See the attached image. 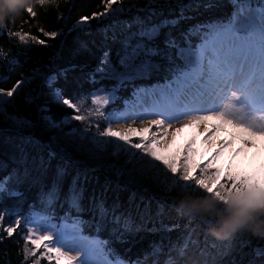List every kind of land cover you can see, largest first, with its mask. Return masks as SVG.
<instances>
[{"label": "trees", "instance_id": "trees-1", "mask_svg": "<svg viewBox=\"0 0 264 264\" xmlns=\"http://www.w3.org/2000/svg\"><path fill=\"white\" fill-rule=\"evenodd\" d=\"M181 2L188 7L178 6L177 0H168L170 7L150 16L140 10L145 0L128 1L129 4L121 6L124 11L115 18L106 15L91 19L93 13L105 11V0H46L43 6L32 0L30 6L35 17L23 9L19 16L7 19L6 26L0 28V49L3 50L0 77L4 78L0 80V87L8 89L18 80H28L18 89V94L8 98L15 102L5 106L8 115L0 114V180H7L8 188L16 193L0 194V214L4 215L0 222V237H3L0 264H31L39 258L29 255L25 259V221L30 222L32 216H40L56 225L79 221L84 236L108 241L107 249L129 261L143 259L153 245H159L162 249L160 264H164L168 249L182 244L191 229L194 231L187 257L198 264H204L205 260L209 264L213 261L230 264L233 258H240L238 253L244 241L251 239V245L243 249L249 254L243 257L247 261L252 258V249L264 243L250 233L246 236L238 233L231 244L220 243L211 235V225L198 215L191 218L178 211L181 200L195 202L204 198L202 194L181 193L175 188L168 192L163 186L157 187L155 181L142 180L137 171L139 165L129 157L98 154L88 143L75 140L71 134L73 129L80 130V121L70 119L68 124H58L66 117L77 115L58 100V92L73 103L100 93H113V101L103 109V114L109 117L120 112L139 89L173 80L168 61L159 57L152 58L157 67L144 77L119 81L110 71H97L105 52L109 54L111 66L117 68L126 41L140 27L175 19L179 23L171 34L179 39L189 29L226 22L236 10L235 0ZM247 2L254 7L264 5V0ZM133 4L137 6L132 7ZM85 16L89 21L77 26ZM41 29L59 34L49 38ZM18 31L31 34L25 37V43L9 35ZM31 36L44 40L45 44L37 43ZM163 39L161 36V48ZM191 39L193 44L199 43V35ZM12 116L29 121L30 126L21 128L9 118ZM45 117H51L59 127H53ZM104 126L102 122L100 128ZM116 169L121 170L119 175ZM101 204L106 210L103 219ZM16 219L21 220V225L8 237L2 229ZM125 222H128L127 232ZM173 225L178 227L171 232L164 230V226ZM133 237L138 241L134 246L122 242ZM153 259L155 257H149V264ZM39 264L47 263L40 258Z\"/></svg>", "mask_w": 264, "mask_h": 264}, {"label": "snow or ice", "instance_id": "snow-or-ice-1", "mask_svg": "<svg viewBox=\"0 0 264 264\" xmlns=\"http://www.w3.org/2000/svg\"><path fill=\"white\" fill-rule=\"evenodd\" d=\"M17 2L18 0H4L5 9L9 12L15 10ZM37 3L43 6L46 0H37ZM116 3L117 0H105V11L93 13L91 19L106 16L109 10L115 18L117 13L124 11L122 7L114 9L113 4ZM177 5L182 8L188 7L181 0H177ZM235 5L236 11L227 22L189 29L186 33H182L179 39L171 34V30L179 23L175 19L149 23L133 33L132 38L124 45V55L120 63L128 68L147 72L150 68L157 67L152 63L153 57L168 61V70L174 77L172 82L165 86L166 91L163 92L168 105L149 113L151 116L160 117L149 121V127L137 129L129 125L126 129L114 130L110 122L103 130L97 127L96 135L92 137L94 151L114 147L115 151L111 153L112 155L123 152L139 165L137 171L142 180L155 181L157 187L163 186V189L168 192L175 188L184 193L188 192L190 187L193 190L202 191L206 195L203 199L196 200V205L211 208L214 214L220 217L228 216L232 220L264 213V177L257 178L254 175L236 171L232 165L224 168L218 162L233 143L228 139L217 140L218 133L225 127L230 126L234 131L242 134L241 138L246 144L255 146L256 138L264 140V5L256 6L259 11H256V8L247 0H235ZM136 6V4L132 5V7ZM170 6L168 0L163 2L162 0H145L144 8L140 10L147 11L150 16H156L162 12L163 8ZM24 10L32 17L36 16L32 6ZM89 19L87 16L81 17L77 26L86 24ZM41 31L43 32V29ZM43 34L49 38H55L59 33L43 32ZM9 35L25 43V37L31 34L18 31L10 32ZM193 35H199V43L193 44L191 39ZM161 36H164L163 48L160 47ZM31 39L39 44H45L44 40L35 36H31ZM0 58H3L2 49H0ZM110 63L109 54L105 52L97 71L101 73L114 71V68L105 67ZM48 79L51 80V77ZM0 80L4 78L0 77ZM26 83H28L27 79H21L8 89L0 87V114L7 116L5 106L15 103L14 100L4 99V97L12 98ZM57 98L63 105L79 112V107L70 98H63L59 92ZM92 103L102 106L108 103V99L96 96L92 99ZM97 114L104 115L99 108ZM9 118L21 128L30 126L27 120L16 116ZM45 119L53 127H59L51 117H45ZM69 119L83 121L85 117L77 114L70 118L66 117L62 123H67ZM136 119L144 121L147 118L141 116ZM136 119L132 122L136 123ZM182 120H186L187 123L176 128L175 132L164 131L162 135L156 134L165 125L171 128L173 123H179ZM213 120L217 123L212 125L211 132L208 127L204 128L206 135L203 144L212 150V155L206 161L203 160L202 154L201 160L197 161L195 141L189 142L182 154H165L171 148V144L166 143L162 146L161 140H166L171 135L172 140L175 141L177 134L185 127L207 125ZM153 129L156 130L155 133ZM73 131L75 132L76 129ZM145 133L153 134L146 138ZM131 136L138 137V142H134ZM133 149L136 151L133 152ZM242 150L238 149L236 155H239ZM116 172L119 175L121 170L116 169ZM145 191L148 189L146 188ZM5 193L16 195L8 188L7 180H0V194ZM73 205L76 206L75 197ZM100 213L103 219L106 215L103 204L100 205ZM188 216L195 218L197 215L189 214ZM199 217L208 225L216 222L215 215L213 219ZM3 220L4 215L0 214V222ZM115 220L119 223L118 217ZM191 222L190 219L188 223L191 224ZM20 225L21 220L16 219L2 231L6 232L8 237H12ZM25 227L27 229L24 235L25 259L27 260L29 255L36 257L37 252H40V257L33 264H39L40 258L51 261L53 256L56 264L61 262L63 264H149V257H155L151 264H160L161 246L153 245L143 259L129 261L116 256L113 250L107 249L108 241L84 236L79 221H73L70 226L66 224L61 231H53L54 226L33 227L27 220ZM124 227L127 232L128 222H125ZM176 227L178 225L164 226V230L171 232ZM193 231L194 229L189 231L182 244L168 249L164 264H181V261H186V258L191 259L187 257V253ZM238 233L241 236L250 233L264 242V236L254 235L250 231ZM238 233L223 239L216 238V240L222 244H231ZM2 240L3 237H0V242ZM122 242L134 246L138 241L133 237ZM251 243V239H246L238 253L240 258H233L230 264H264V243L252 249L251 259L247 261L243 259L244 256L249 255L243 249ZM29 244L31 248L28 247ZM41 249L43 251H40ZM71 252H75L76 255H70ZM173 252L176 253L175 256L172 255ZM200 255H203V249L200 250ZM110 256H114V259H109ZM193 264L198 262L193 260ZM204 264L209 262L205 260ZM212 264H215V261Z\"/></svg>", "mask_w": 264, "mask_h": 264}, {"label": "rangeland", "instance_id": "rangeland-1", "mask_svg": "<svg viewBox=\"0 0 264 264\" xmlns=\"http://www.w3.org/2000/svg\"><path fill=\"white\" fill-rule=\"evenodd\" d=\"M120 1H122V3H118ZM128 1H135V0H119L115 4V6H113V8L115 9L117 7H121L124 4L125 5L129 4ZM254 8H256V11H259L258 7H254ZM119 14L120 13H117V15H119ZM246 14L247 13H245V15ZM106 17H112V11L111 10L108 12V15ZM212 24H218V23H212ZM212 24H209V25H212ZM209 25H207V26H209ZM105 67L106 68H114L115 70L110 71V72L113 73L119 81L120 80L123 81L124 79L144 77L149 73V71H151L153 69V68H150L147 72L137 71L136 69L128 68L121 63L118 64L117 68H115L114 66H111V64L105 65ZM171 82H172V80L163 84V85L154 86L152 88L139 89V91L134 95L132 100H129L124 104V108L120 112H115L112 114V116L110 115L109 117L105 116V115H103V116L98 115L97 109L99 108V110L101 112H103V109L105 107H107L113 101V99H114L113 93H100V94H97L95 96H91L87 99L75 101L74 103L79 107V112L77 114L84 116L85 119L83 121H80V123L82 124L80 130L75 131V132L72 131L73 133L71 132L72 133L71 135L74 137L75 140H78L79 143H84V144L88 143V145L93 148L92 137L96 135V129H97V127L100 128V124L102 122H105L104 127H106L111 122V124L115 130V129H117L116 125L118 123H123L124 126H127L128 122L130 120H132V115L144 116L147 119H149V118H151V119L160 118L158 116H156V117L151 116V115H149V113L151 111H153L154 109H162V108L167 107L168 100L165 99L163 92L166 91L165 86L170 84ZM96 96L106 97L108 99V103L104 104L102 106L94 105L92 103V99ZM4 99H8V97H4ZM131 106H136L137 111H135L134 113H131V112L129 113L128 108H130ZM125 114H127V116H128L127 118H123L125 116ZM104 117H107L108 119H105ZM64 120L65 119H63L62 121H64ZM62 121L59 122L58 124H60V125L68 124L70 119L67 123H62ZM86 121H88V122H86ZM78 123H79V121H78ZM87 123H89L90 125H93V127L89 128ZM186 123H187L186 120H182L179 123H173L171 128H167V130H164V131H168L169 133L175 132L176 128L182 127ZM215 123H217V121L213 120V121H209L207 123V125L202 124V125H199L198 127H185L182 132L177 134L175 141H173L171 135H169L166 140H161L162 146L166 143L171 144V148L165 154L166 155H172L175 153H181L182 154L183 150L187 146V144L189 142L195 141L194 148L197 150V155H196L197 161L201 160V154L203 156V160L206 161L208 159V157L212 155V150L208 149L207 146L205 144H203V141H204L205 135H206L204 132V128L205 127L209 128V126H210L209 132H211L212 125H214ZM104 127L100 128V129H103ZM163 132H162V134H163ZM153 133H155V130H153ZM153 133H145L144 135L146 138H148ZM221 133H222L223 137H225L226 134L228 133L229 135H228V138L226 137V139L233 141V143H232L231 148L227 149L224 152V154L219 158V161H218L219 164L221 166H223L224 168H227L229 165H232L234 170L241 171V172H244L246 174L254 175L257 178L264 177V140L256 138L255 146H252L251 144H246V143H244V140L241 138L242 134L234 131L230 126L225 127L224 129H222L218 133L217 140L222 139ZM156 134H158V133H156ZM162 134H160V135H162ZM97 138L100 139L99 137H97ZM131 139L134 142H138V137H136V136H131ZM238 149H243V150L240 151L239 155H236V152ZM114 151H115L114 147H109L103 151H96V152L98 154L112 155L111 153ZM132 151L135 152L136 150L133 149ZM121 154H123L126 158H128V156L125 153L122 152L119 155H121ZM161 167H163V166L161 165ZM169 175L171 176V174H169ZM189 191L190 192H198L199 195L202 194V196L206 195L202 191L193 190L191 187L189 188ZM29 221H30L29 223L33 227H39L40 225H43L45 227L54 226L52 229L53 231L64 230V227L66 225V223H64V222H62L60 225H56L55 223H53L47 219H44L40 216H32L29 219ZM71 224L72 223H69L67 225L70 226ZM54 239H55V237H54ZM28 247L31 248L32 246L29 244ZM40 251H43V249H41ZM69 254L73 255V256L76 255L75 252H71ZM38 256L40 257V252H37L36 257H38ZM36 257H35V259H36ZM45 260H46L47 264H56V260H55L54 256H53V259L51 261H49L48 259H45ZM31 264H33V263H31ZM61 264H63V262H61Z\"/></svg>", "mask_w": 264, "mask_h": 264}, {"label": "clouds", "instance_id": "clouds-1", "mask_svg": "<svg viewBox=\"0 0 264 264\" xmlns=\"http://www.w3.org/2000/svg\"><path fill=\"white\" fill-rule=\"evenodd\" d=\"M32 0H18L17 7L13 11L5 9L4 0H0V27L5 25V21L9 18H14L21 14V11L30 6ZM178 211L183 212L185 215L196 214L207 218H213L215 215V223L210 227V233L216 238L223 239L228 236L234 235L240 231H250L254 235L264 236V213L252 214L246 218L232 220L231 217H220L214 214L211 208L201 207L195 202L188 203L181 200L178 204ZM185 264H193L189 259Z\"/></svg>", "mask_w": 264, "mask_h": 264}, {"label": "bare ground", "instance_id": "bare-ground-1", "mask_svg": "<svg viewBox=\"0 0 264 264\" xmlns=\"http://www.w3.org/2000/svg\"><path fill=\"white\" fill-rule=\"evenodd\" d=\"M116 17V16H115ZM128 111H129V113L131 112V113H134L135 111H137V108H136V106H131L130 108H128ZM140 115H132V120H130L129 122H128V124H127V126H124V124L123 123H118L117 125H116V127H117V129H126L129 125H131L132 127H134V128H137V129H141V128H144V127H149L150 126V124H149V121H151L152 119L151 118H149V119H146V120H144V121H141V120H139V119H136V118H138ZM128 116H127V114H125V116L123 117V118H127ZM141 117V116H140ZM133 119H136V123H133L132 121H133ZM154 119V118H153ZM210 124V123H209ZM167 126L165 125L164 127H162L161 129H159V132H158V134L160 135V134H162V132L164 131V130H167ZM209 128H210V126H209ZM153 130H155V129H153ZM156 131V130H155ZM228 133L226 134V136L225 137H223V135H222V133H221V137H222V139L221 140H225L226 139V137L228 138Z\"/></svg>", "mask_w": 264, "mask_h": 264}]
</instances>
